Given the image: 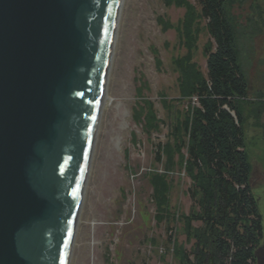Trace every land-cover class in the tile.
<instances>
[{"label": "rangeland", "instance_id": "374dc122", "mask_svg": "<svg viewBox=\"0 0 264 264\" xmlns=\"http://www.w3.org/2000/svg\"><path fill=\"white\" fill-rule=\"evenodd\" d=\"M199 13L197 0H121L68 264H180L174 246L189 252L181 215L192 205L191 182L174 129L193 103L182 92L192 71L206 76L204 48L212 41ZM230 13L251 92L264 91V0L235 4ZM254 122L245 145L263 264L264 114Z\"/></svg>", "mask_w": 264, "mask_h": 264}, {"label": "water", "instance_id": "95a60500", "mask_svg": "<svg viewBox=\"0 0 264 264\" xmlns=\"http://www.w3.org/2000/svg\"><path fill=\"white\" fill-rule=\"evenodd\" d=\"M121 0H0V264H68Z\"/></svg>", "mask_w": 264, "mask_h": 264}, {"label": "trees", "instance_id": "16d2710c", "mask_svg": "<svg viewBox=\"0 0 264 264\" xmlns=\"http://www.w3.org/2000/svg\"><path fill=\"white\" fill-rule=\"evenodd\" d=\"M197 1L212 41L204 48L206 76L192 71L182 92L197 102L188 105L174 129L176 150L186 151L181 165L191 182L192 205L181 222L186 242L192 244L187 252L172 242L180 264H258L262 224L251 187L245 129L250 120L260 125L264 91L251 92L230 13L233 5L251 0Z\"/></svg>", "mask_w": 264, "mask_h": 264}, {"label": "bare ground", "instance_id": "6f19581e", "mask_svg": "<svg viewBox=\"0 0 264 264\" xmlns=\"http://www.w3.org/2000/svg\"><path fill=\"white\" fill-rule=\"evenodd\" d=\"M106 80H107V79H106ZM105 98H106V93H105V91H104V99H103V101H102V104H103ZM101 108H102V105H101Z\"/></svg>", "mask_w": 264, "mask_h": 264}, {"label": "built area", "instance_id": "2783aa9c", "mask_svg": "<svg viewBox=\"0 0 264 264\" xmlns=\"http://www.w3.org/2000/svg\"><path fill=\"white\" fill-rule=\"evenodd\" d=\"M197 100L196 98H193V104H196Z\"/></svg>", "mask_w": 264, "mask_h": 264}, {"label": "flooded vegetation", "instance_id": "af4514ba", "mask_svg": "<svg viewBox=\"0 0 264 264\" xmlns=\"http://www.w3.org/2000/svg\"><path fill=\"white\" fill-rule=\"evenodd\" d=\"M264 264V263H263Z\"/></svg>", "mask_w": 264, "mask_h": 264}]
</instances>
